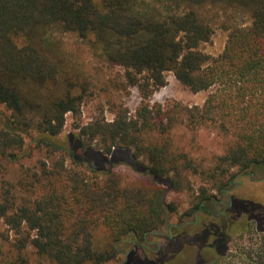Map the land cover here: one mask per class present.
I'll use <instances>...</instances> for the list:
<instances>
[{
  "label": "trees",
  "instance_id": "trees-1",
  "mask_svg": "<svg viewBox=\"0 0 264 264\" xmlns=\"http://www.w3.org/2000/svg\"><path fill=\"white\" fill-rule=\"evenodd\" d=\"M219 6L248 12L250 23L232 27L215 57L199 47L213 34L202 11ZM56 31L100 46L105 60L123 69L141 94L133 114L119 107L112 120L96 117L61 137L65 114L79 112L82 95L72 91ZM166 71L193 92L222 85L202 106L150 104ZM0 103L10 110L0 111V222L16 236L15 264H29L28 246L51 264H107L128 233L142 239L168 224L177 207L158 184L189 189L190 169L211 181L184 213L205 214L186 225L188 241L198 234L192 245L200 249V264H264V213L250 214L264 209V200L235 198L228 208L234 219L223 228L213 211L217 196L209 191L223 193L236 177L264 166V0H0ZM176 125L216 131L225 151L205 168L174 148ZM113 149L131 150L139 168L130 165L149 181L124 183L113 167H92L77 153ZM35 152L46 157L23 162ZM7 165H18L11 179ZM8 238L0 230V254Z\"/></svg>",
  "mask_w": 264,
  "mask_h": 264
},
{
  "label": "rangeland",
  "instance_id": "rangeland-1",
  "mask_svg": "<svg viewBox=\"0 0 264 264\" xmlns=\"http://www.w3.org/2000/svg\"><path fill=\"white\" fill-rule=\"evenodd\" d=\"M154 4H158L159 0H152ZM204 16L208 20L213 28V34L207 42L200 45L199 49L210 56H218L224 50L226 45L229 31L235 25H247L250 23V15L244 10L237 8H224L219 7H206L203 9ZM56 41L60 44V49L67 61V71L69 76L75 83L72 91L75 94L82 95V102L79 107V112L73 114L67 112L65 114V123L61 132V137L67 136L72 131H77L78 127L85 124L96 117H103L105 120H112L115 116V110L119 107H125L129 110L130 114L135 112V109L141 101V94L137 86L128 85L124 76L123 69L120 66H114L109 64L104 57V54L96 44L84 39H80L76 34L65 33L56 31L54 33ZM165 85L156 88L149 97L150 104H160L164 107H169L174 103H180L182 105L202 106L208 95L214 91L217 87L221 86V83H217L214 87L207 90H200L197 92L191 91L188 87L181 84L174 76L172 71L164 72ZM0 111H3L6 115L10 114L4 104L0 103ZM172 135V143L174 148L179 151L185 152L188 157L192 158L195 162H202L205 168L211 167L214 164L216 158L221 155L226 149V140L223 136L218 135L216 131L209 128H199L197 130H189L184 125H176L170 132ZM79 156L86 161L90 166L95 168L106 169L110 166L113 167L119 175H121L123 182L129 181H149L148 177L144 174L133 170L130 164H133L139 168L137 161L131 156V150L113 149L111 154L96 155L86 152L77 151ZM45 153L35 152L30 159H24L23 162L27 164L35 163L39 158H45ZM115 158H120L122 161L113 162ZM145 165L148 164L145 158H140ZM7 177L11 179L18 171V165L9 166ZM235 169V168H234ZM195 173L192 169L186 170L185 177L190 183V188L185 186L181 190H168L164 184H158L164 189V196L166 201L174 202L176 204V211L169 216V224H179L186 221H192L195 215H204L201 210L194 213H188L194 199V193L199 190L200 187H209L211 181L205 175L197 170ZM252 175L249 173L236 177L225 188L229 189L227 192L232 196V200L239 196H248L264 200V166L254 168ZM239 180L241 182H239ZM224 189V188H223ZM216 194L217 199H221L226 204L229 203L228 195L219 193L216 187L209 188ZM220 206V204H218ZM232 207V206H231ZM214 212L217 211L215 208ZM264 213V209L256 207L250 214ZM227 217L232 221L233 214L227 212ZM241 221V217H236ZM263 222H264V218ZM243 220V219H242ZM219 223L223 224L222 219H219ZM163 233L167 232L165 226L159 228ZM157 229V230H159ZM0 230L4 233H8L9 238L7 241L2 242L3 252L0 254V264H15L17 260V251L15 250V235H12L10 228L0 222ZM154 231V230H153ZM150 232V231H148ZM237 230L233 233L231 241L227 242L228 247L226 251H230L233 243L238 240ZM148 234V241L159 242V248L161 253H164V249L168 240L164 234ZM136 234L126 235V239L123 238L116 242L117 255L109 261L107 264H122L125 261L126 253H129L127 257L132 254V259L128 264H137L139 261H143L147 257L152 255V252L146 249L140 242L132 241ZM127 239H129L127 241ZM188 241V240H187ZM151 248H155L154 243H149ZM196 247L193 245L185 244L183 248L174 256V260L170 264H196ZM26 257L29 264H51L44 261L38 256L35 250L28 246L26 248ZM161 256V255H160Z\"/></svg>",
  "mask_w": 264,
  "mask_h": 264
},
{
  "label": "flooded vegetation",
  "instance_id": "flooded-vegetation-1",
  "mask_svg": "<svg viewBox=\"0 0 264 264\" xmlns=\"http://www.w3.org/2000/svg\"><path fill=\"white\" fill-rule=\"evenodd\" d=\"M249 174L252 175V171ZM243 175H245V174H243ZM243 175H241V176H243ZM239 182H241V181L239 180ZM228 190L229 189H227V188L222 189L223 193L228 195V199H229V203L228 204H226V202H224L221 199H215L214 200V205H215V207L217 209V211L215 212V215L218 218H221L222 221L224 222L223 223L224 224L223 228H225L227 224L231 223V220L227 217V212H228V208H230L232 206L233 200H232V196L230 195V193L227 192ZM218 204H220V206H218ZM196 218H197V215H195L194 220L190 221V222L186 221V222L179 223V224H173V223L169 224L168 223L165 226L166 229H167L166 233H163L161 231V229L150 231V232H145L143 237H142V239H141L142 242H140V243L146 249H148L149 251L152 252V255L147 260V264H165V261L168 260L169 258H173L175 256V254L178 251H180L181 248H183V246L186 244V242H187V244H191V245L194 244L195 243L194 242L195 241V237L198 234H196L197 232L193 233L194 237H192L190 241H187L188 240V235L190 234L189 233L190 230H189V228L187 229L186 225H189L190 223L192 224L193 222H195ZM155 233H158V234H162L163 233L165 235V238L168 240V243L166 244V247L164 249V253L165 254L161 253L160 248H159V242L154 241V240L153 241L152 240L151 241L147 240V235L148 234H155ZM126 238L127 237H125L124 239H126ZM128 240L129 239H127V241ZM138 240H139V238L136 235L132 239V241H134V242L135 241L138 242ZM149 243H154L156 245V247L155 248H151L149 246ZM196 253H197V255H196L197 263L200 264L201 263V261H200L201 255H200L199 247H198V251ZM128 254L129 253H126L125 262L127 261V258H128L127 255ZM157 259H161L159 263L157 262Z\"/></svg>",
  "mask_w": 264,
  "mask_h": 264
}]
</instances>
